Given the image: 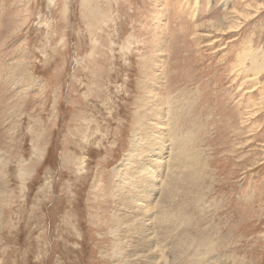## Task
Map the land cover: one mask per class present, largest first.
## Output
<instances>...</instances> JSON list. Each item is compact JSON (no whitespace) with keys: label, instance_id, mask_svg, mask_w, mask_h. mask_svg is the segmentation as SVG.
Wrapping results in <instances>:
<instances>
[{"label":"rangeland","instance_id":"rangeland-1","mask_svg":"<svg viewBox=\"0 0 264 264\" xmlns=\"http://www.w3.org/2000/svg\"><path fill=\"white\" fill-rule=\"evenodd\" d=\"M142 116L175 132L165 155L140 136L136 163L172 164L153 215L174 135L195 172L171 232L125 221V261ZM154 245L159 264H264V0H0V264H146Z\"/></svg>","mask_w":264,"mask_h":264},{"label":"bare ground","instance_id":"bare-ground-1","mask_svg":"<svg viewBox=\"0 0 264 264\" xmlns=\"http://www.w3.org/2000/svg\"><path fill=\"white\" fill-rule=\"evenodd\" d=\"M159 75H160V73H159ZM159 77L161 79V76H159ZM22 78H24V72H23ZM20 80H21V78H20ZM151 82L152 83H155V80L152 79ZM160 101H163V100L160 98ZM155 102L157 103L158 101L155 100L153 103H151L150 109H151V112L152 113H153V110H155V111L158 110L157 107H159L160 106V103H161L160 102L159 104L156 105ZM162 103L165 104V102H162ZM140 122H141V124L139 123V125H138L139 128L136 127L137 128L136 130L138 131V135H139V140H138L137 144H136V141H135V143H133V145H132V149L133 150L131 149L133 151V153L131 154V156L127 160H129V165L130 166H131L130 163L131 162H134V166L138 167V168L135 167L136 170L137 169H142L147 176H149V175L150 176L147 177V179L144 178L143 180L141 178V182H142V185L140 187V190L141 191H138L139 189L137 191H134L135 188H137V185L135 186L133 184L135 188L134 189H130L132 191L129 190V191H127L125 193L126 194L125 197L122 196L121 198H118V206L121 207V209L119 207L118 208L122 211L123 210L122 209V204H123L124 201H126V210L128 211V213H127L128 218H124L122 215L120 216L119 214H117L115 216V220H114V224H116V229H114V230L118 231V236H119L118 237L119 241L117 242V246L119 247L120 244H121V247L120 248L124 252L123 254H124V260L125 261L126 260L127 261L131 260L130 259V257H131L130 252L127 249V245L130 243V239L129 238L128 239L125 238V237L128 236L126 233L129 232V231H127L128 229L127 230H123L124 229L123 228V225L125 224V221L127 219H131L133 221L134 225H135V228L137 230H142L145 233V235H146V239H148V240L153 239V241H155L154 240L155 235L150 232V231H152V227H153V226H151V221H153V223L155 224V226L159 228V231L158 232L156 231V232L157 233H160L161 237L163 235H165V234H168V232H171L170 228L171 227H174V225H176V223H177V216H176V213H175V210H174V206L177 204L178 207H183L184 208V203H185V202L182 203V201H180L179 198H178V194L177 193L174 194V193H175V191L176 192L179 191L180 182L183 180L185 174L188 173L189 171L190 172H195V171H191L192 169L187 170L186 172H184V170H185V169H183L184 166H182V162L180 161V159H182V157H179L180 156L179 153H176V151L179 149V147H180L181 144H179L180 143L179 142V139L178 140L175 139L177 137H175V135H174L172 137V139H173V141H172L173 143L172 144L174 145V151H175L174 154H175V157L178 158V164H177V166L174 169L171 170V172L169 171V174L170 175L168 174L169 177H167V180L165 181V184L163 185V187H161V191H162V189H163V191L162 192L159 191L160 192V200L159 201L160 202H164V203L165 202L168 203V206L167 207H163V209H162L163 212H160V213L158 212L157 215H153L152 208L153 207L155 208V206H157L159 202L158 203L153 202V204H152L151 201L152 200L155 201V199L152 198V200H151V195L153 194L151 191H153V190L156 189L155 191L157 192V190H159L158 189V186L160 185V183L162 182V180H159V182H158L159 184H158L157 188L155 187V184H154L153 181L155 180V178L158 175L159 171L160 172H162V170L164 171V168L166 169V166L167 165L169 166V169H171L170 167H171L172 164H171V161H170L169 164L167 163L168 157L164 158V160H160V159L158 160V158L155 157V156H152V162L151 163H153L155 165L153 168H150L149 169V167H151L152 165L151 166H148L147 163H144V162H142V163H136L135 160H136V157H138V154H139L138 148L141 145L140 136L144 133V134L148 135L149 137H151V140L154 142L153 143L154 151H155V145L156 144L160 148L159 151H161L163 149V147H165V152H164V155H165V153H166V147L167 148H170V146H168V144H167V135L170 136V135H172V133L175 134V132L169 133L166 130L167 127H165V126H168L167 123L165 124V122L160 121L159 118L157 120L156 119L155 120H149V122H147V125H144V122L145 121L143 120V116H142ZM170 129H171V127H170ZM154 151H152L151 154H153ZM178 152H179V150H178ZM177 158L174 160L175 163H176ZM186 159L188 160V158H186ZM156 161H159V166L160 167L157 166V162ZM161 161L164 164L163 167H162ZM181 167H183V168L181 169ZM132 168L134 170V167L133 166H132ZM163 178H165L164 175H163ZM123 184H120L121 186L118 185L119 188H121V189L122 188H125L123 186ZM156 184H157V182H156ZM141 192L144 195L141 194V196H140V193ZM188 193L186 194V196L188 195ZM143 197H144V199H143ZM149 213H150V216H148ZM152 215H153V217H151ZM178 217L180 218V215ZM178 223H179V221H178ZM120 231H121V233L124 232V234H121V236L119 235ZM114 233H116V232H114ZM151 235H152L153 238L151 237ZM122 236L125 239L122 240ZM184 245H185V243H184ZM145 248H147V247L145 246L144 248H141V249L143 250ZM159 250H161V248H159ZM152 251L153 252H152L151 256L149 257V259H148V261H147L146 264H159L160 263V260L162 261V257H161V254L160 253L158 255L157 247L155 248V245H154V249H152ZM162 251H164V250H162ZM199 256H201V255H199ZM166 261H168V260H166Z\"/></svg>","mask_w":264,"mask_h":264}]
</instances>
